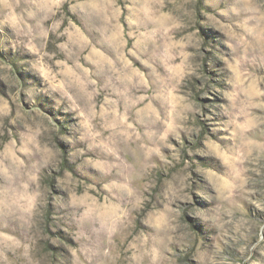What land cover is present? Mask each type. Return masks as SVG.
<instances>
[{
    "label": "rangeland",
    "instance_id": "374dc122",
    "mask_svg": "<svg viewBox=\"0 0 264 264\" xmlns=\"http://www.w3.org/2000/svg\"><path fill=\"white\" fill-rule=\"evenodd\" d=\"M0 264H264V0H0Z\"/></svg>",
    "mask_w": 264,
    "mask_h": 264
}]
</instances>
